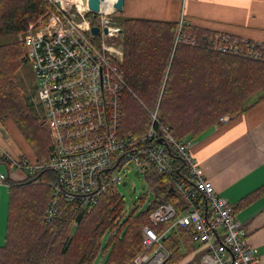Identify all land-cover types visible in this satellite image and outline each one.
I'll use <instances>...</instances> for the list:
<instances>
[{"label": "built area", "instance_id": "built-area-1", "mask_svg": "<svg viewBox=\"0 0 264 264\" xmlns=\"http://www.w3.org/2000/svg\"><path fill=\"white\" fill-rule=\"evenodd\" d=\"M55 1L57 5L53 0L51 4L57 13L50 14L58 25L23 37L25 60L37 78L36 93L52 150L41 160L12 161V168L26 169L38 183L49 175L46 221L56 216L63 201L91 209L102 195L116 191L122 180L120 170L132 164L138 172L150 169L164 176L174 201H161L149 213L153 224L168 226L158 233L145 225L142 249L128 264H163L169 255L163 240L176 227L185 228L193 244L203 246L196 255L192 253L198 264H258L256 249L248 243L247 231L231 204L216 192L191 155L192 139L171 134L160 120L158 102L147 110L144 134L120 135L121 97L129 87L121 68V25L110 15L112 4L109 11L108 2L104 7L100 2L96 12L100 17L95 20L88 17L86 5L79 8L73 2ZM92 26L99 27L97 34L91 33ZM178 43L264 62V41L224 32L199 39L184 32L183 19L177 22L174 45ZM218 121L227 123V116ZM5 180L0 172V182Z\"/></svg>", "mask_w": 264, "mask_h": 264}, {"label": "trees", "instance_id": "trees-1", "mask_svg": "<svg viewBox=\"0 0 264 264\" xmlns=\"http://www.w3.org/2000/svg\"><path fill=\"white\" fill-rule=\"evenodd\" d=\"M48 6L47 0H0V121H14L35 154V161L51 153L50 132L44 120L32 116L14 80L26 46L10 39L41 18ZM121 23V68L129 90L121 97L120 135L144 134L149 124L147 110L158 102L160 120L172 135L197 137L221 116L241 113L254 103L253 97L264 95V62L200 46L174 45L177 22L173 20L125 17ZM184 32L199 39L211 33L191 25ZM4 156L0 155V164L12 171V161ZM7 180L8 207L0 264H96L100 253V264H128L142 249L145 225L158 233L168 226L153 224L149 213L161 201H174L168 192V180L152 171L147 180L155 197L137 215L133 211L139 207L127 215L122 197L108 192L91 209L63 201L56 216L46 221L49 188H41L29 178ZM107 231L109 238L101 249L99 240ZM163 243L169 252L163 264H177L185 252L193 250L189 231L182 227L173 228Z\"/></svg>", "mask_w": 264, "mask_h": 264}, {"label": "crops", "instance_id": "crops-1", "mask_svg": "<svg viewBox=\"0 0 264 264\" xmlns=\"http://www.w3.org/2000/svg\"><path fill=\"white\" fill-rule=\"evenodd\" d=\"M126 17L184 21L207 32H224L242 38L264 41V0H125ZM236 115H226L197 137L190 153L216 192L232 206L235 218L247 231V241L254 246L258 264H264V95ZM0 155L6 159L33 162L35 154L14 121H0ZM13 170V169H12ZM15 175L0 164L6 178L19 182L27 178L22 170ZM8 180L0 182V245L4 242L8 207ZM193 250L177 264H198Z\"/></svg>", "mask_w": 264, "mask_h": 264}, {"label": "rangeland", "instance_id": "rangeland-1", "mask_svg": "<svg viewBox=\"0 0 264 264\" xmlns=\"http://www.w3.org/2000/svg\"><path fill=\"white\" fill-rule=\"evenodd\" d=\"M48 1V7L44 13V15L36 20L35 22L31 23V25L23 32L16 34L13 36L10 41L13 42H22L23 43V37L28 33H38L42 32L46 29H49L50 27L57 26L58 23L55 21V18H53L50 14L52 11L53 13H57L56 9L51 4V0ZM63 2H73L77 4L79 8H82L84 5H82L81 0H62ZM55 4L57 5L56 1L53 0ZM107 5H111L110 2L107 3ZM59 7V6H58ZM60 8V7H59ZM67 8V6H66ZM74 7H72L73 10ZM93 15H88L89 18L97 20V18L100 17L99 13L92 12ZM112 16V19L116 20L122 27L121 20L126 17L125 12H116L110 14ZM98 39V36L95 38ZM8 41V42H10ZM112 39H109V42H111ZM14 80L18 82L19 88L23 93V96L25 97L26 101L29 103L31 114L34 118H36L38 121L43 120V111L40 106V103L38 101L37 93H36V86H37V78L35 76V73L31 67V64L25 60V58L22 57V61L19 64V67L15 70L14 73ZM254 98V97H253ZM252 98V99H253ZM229 115V114H226ZM224 115V116H226ZM49 132V129H48ZM190 138V137H189ZM192 139V138H191ZM193 140V139H192ZM50 155V154H49ZM48 157V156H47ZM16 168H13L11 171V174L15 175L18 173ZM22 171L28 175V172L26 169H22ZM136 171L134 165L128 164L123 167V169L120 170L119 175L122 176V180L117 184L116 191L117 193L122 197L124 201V210L125 213L128 215L131 213V210H134V215H137L140 211H144L146 207L149 205V203L154 199L155 193L150 188V185L146 179V176L151 172L150 169L140 171L138 175H135L134 172ZM49 181V175L42 176V182L38 183V186L41 188L48 187V184L46 182ZM123 181H126L127 183L123 185ZM42 184V185H41ZM46 187H45V186ZM49 188V187H48ZM116 191H109V192H116ZM108 193V192H107ZM50 196V195H49ZM50 201V198H49ZM49 205V202H48ZM47 205V207H48ZM47 210V208H46ZM109 234L108 231L105 232L99 242L101 245V249H103L108 241ZM104 259V258H103ZM102 263L101 261V253L99 254L96 264Z\"/></svg>", "mask_w": 264, "mask_h": 264}, {"label": "water", "instance_id": "water-1", "mask_svg": "<svg viewBox=\"0 0 264 264\" xmlns=\"http://www.w3.org/2000/svg\"><path fill=\"white\" fill-rule=\"evenodd\" d=\"M102 1H104V0H81L82 4L84 6L86 5L90 12H94V13L99 10L100 2H102ZM124 1L125 0H116V2L114 4H112V7H113L114 11L122 12L123 11ZM98 31H99V27H97V26H92L91 27V33L92 34H97ZM103 31H104V33H107V29L106 28H104ZM122 37H123V28L121 27L119 29V38H120V40L122 39ZM157 141L161 142L162 140L159 138ZM138 173L139 172L137 170L134 172L135 175H138ZM126 183H127L126 181H123L122 184L125 185ZM172 190H173L172 187L169 186L168 187V192L170 193Z\"/></svg>", "mask_w": 264, "mask_h": 264}, {"label": "bare ground", "instance_id": "bare-ground-1", "mask_svg": "<svg viewBox=\"0 0 264 264\" xmlns=\"http://www.w3.org/2000/svg\"><path fill=\"white\" fill-rule=\"evenodd\" d=\"M106 2H110V0H104L103 3H102V6H103V7H104V4H105ZM81 3H82V2H81ZM82 5H83V4H82ZM107 7L110 8L109 5H107Z\"/></svg>", "mask_w": 264, "mask_h": 264}, {"label": "clouds", "instance_id": "clouds-1", "mask_svg": "<svg viewBox=\"0 0 264 264\" xmlns=\"http://www.w3.org/2000/svg\"><path fill=\"white\" fill-rule=\"evenodd\" d=\"M116 2V0H110L111 4H114ZM109 11H111V8H109Z\"/></svg>", "mask_w": 264, "mask_h": 264}]
</instances>
